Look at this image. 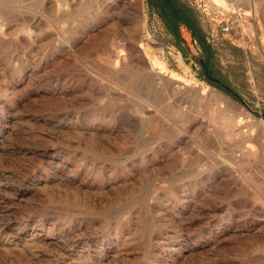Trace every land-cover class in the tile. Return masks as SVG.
<instances>
[{"label": "rangeland", "instance_id": "obj_1", "mask_svg": "<svg viewBox=\"0 0 264 264\" xmlns=\"http://www.w3.org/2000/svg\"><path fill=\"white\" fill-rule=\"evenodd\" d=\"M81 1L62 17L56 0H0V264H264V0L250 14L185 0L223 84L154 0ZM143 16L154 57L235 105L149 107L138 76L114 72ZM239 112L255 118L238 136L212 121Z\"/></svg>", "mask_w": 264, "mask_h": 264}, {"label": "bare ground", "instance_id": "obj_2", "mask_svg": "<svg viewBox=\"0 0 264 264\" xmlns=\"http://www.w3.org/2000/svg\"><path fill=\"white\" fill-rule=\"evenodd\" d=\"M71 1L76 2L77 0H71ZM212 1L217 6L226 8L228 10H234V11H237L239 8L245 5L247 6L246 9L244 10L245 13L250 14L251 10L254 9L253 5L257 0H212ZM81 2H83V0ZM56 3H57V15L58 16L63 17L64 15L70 14V12L72 11L71 10L72 4L70 5L68 3V0H56ZM109 8H112V5ZM133 25H134V30L136 31L135 33L133 31L132 36L130 37L131 43L127 45L125 44L124 46H122V49L116 52L117 54L115 56L116 62L114 61L115 62L114 72H116V74L118 75H122L124 73L131 71L136 76H138L137 78H139L140 89L141 91L145 92L148 96L147 99L149 101V107L155 108L157 109V112L163 113L164 97L166 96L168 100L166 104L168 105L169 109L168 111L164 110V113L165 112L167 113L169 112V110H171L173 113H183L185 115H188L185 112L186 108L184 109L182 107H184L188 103H191L194 107L196 106L197 110H199L200 107L208 99V95L210 92L217 94V96L222 101H224V103H228L227 105L228 107H233L235 105L233 104V102L228 100L227 97L224 96L222 93L215 92L214 89L212 90V88L211 90L207 89V87H205L197 79L195 78L186 79L180 76L178 73H173L169 68L166 67L164 62L160 61L161 58L160 60H158L156 57H154L153 56L154 54H151L152 52L150 50V44L144 38V31L142 32V29H144V26H145L144 16H143L142 21H134ZM24 37L29 38V35L26 32H24ZM83 41L84 40L82 39L78 40L75 44L79 45ZM110 46H113V44H111ZM109 70H110V67H109ZM150 97L153 98V100H150L149 99ZM152 111L153 110L148 108V110L143 112V114L145 115L141 121V124L143 128V135L145 136H147V130L150 127V119L152 118ZM244 115L240 113L238 116L234 117L233 119V118L228 117V115L223 114L219 119L212 117V121L219 122V120H221V124H223L224 127L230 129L228 132V135L238 136L239 135L238 133H240L241 130H243L244 128L242 126L244 125V120L255 118L253 116L244 117ZM199 116H200V113L197 114L195 119H197ZM259 123L264 126V121L260 120ZM237 124L240 128L238 127L236 131L234 130V127H236ZM214 133L215 135H217V131H215V129H211L210 127H208L206 128L204 134H202V139L206 140L207 142L208 140L212 139ZM218 135L221 136L220 134ZM243 138L245 139V142L253 141L252 136H245ZM213 141L215 143V140ZM246 155H247L246 151H241V155L239 157L242 158L243 156H246Z\"/></svg>", "mask_w": 264, "mask_h": 264}, {"label": "trees", "instance_id": "obj_3", "mask_svg": "<svg viewBox=\"0 0 264 264\" xmlns=\"http://www.w3.org/2000/svg\"><path fill=\"white\" fill-rule=\"evenodd\" d=\"M152 3L179 43L187 42L181 35V27L191 34L193 44L200 48L198 59L206 79L209 82H211L210 77L222 79L212 65L216 51L209 41L198 12L185 0H154ZM183 52L186 54L185 50Z\"/></svg>", "mask_w": 264, "mask_h": 264}, {"label": "flooded vegetation", "instance_id": "obj_4", "mask_svg": "<svg viewBox=\"0 0 264 264\" xmlns=\"http://www.w3.org/2000/svg\"><path fill=\"white\" fill-rule=\"evenodd\" d=\"M210 81L211 82H213V83H215V84H223V80L222 79H220V78H218V77H216V78H211L210 77Z\"/></svg>", "mask_w": 264, "mask_h": 264}]
</instances>
